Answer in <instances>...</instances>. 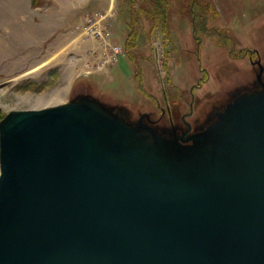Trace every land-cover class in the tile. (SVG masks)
I'll list each match as a JSON object with an SVG mask.
<instances>
[{
  "label": "water",
  "instance_id": "1",
  "mask_svg": "<svg viewBox=\"0 0 264 264\" xmlns=\"http://www.w3.org/2000/svg\"><path fill=\"white\" fill-rule=\"evenodd\" d=\"M257 63L261 87L190 134L189 122L171 134L91 96L7 112L0 264H264Z\"/></svg>",
  "mask_w": 264,
  "mask_h": 264
},
{
  "label": "rangeland",
  "instance_id": "2",
  "mask_svg": "<svg viewBox=\"0 0 264 264\" xmlns=\"http://www.w3.org/2000/svg\"><path fill=\"white\" fill-rule=\"evenodd\" d=\"M258 58L264 0H0V120L91 96L195 131L256 86Z\"/></svg>",
  "mask_w": 264,
  "mask_h": 264
},
{
  "label": "flooded vegetation",
  "instance_id": "3",
  "mask_svg": "<svg viewBox=\"0 0 264 264\" xmlns=\"http://www.w3.org/2000/svg\"><path fill=\"white\" fill-rule=\"evenodd\" d=\"M258 60H260V58H258L257 60L253 61V60H250L251 64L252 65H256L257 66V71H256V86H253L251 88H247V89H242L241 91H239V93L243 92V91H250V90H254V89H259L261 87V83L258 81L257 79V74H258V71H259V65H258ZM260 63H261V60H260ZM262 65V73H261V80L264 82V66L263 64L261 63ZM236 95H233L232 97H230L227 102L223 105V107L220 109L222 110L224 108V106L229 103L230 101H232L234 98H235ZM220 110H217V111H220ZM216 110L214 112H212V116L213 118H215V113L217 112ZM184 117V118H183ZM149 119H147V117L145 116L144 117V121H146L147 123H149L151 126L153 127H156L157 124H158V119H151L149 116H148ZM185 115L181 117V124H178V125H175L173 123H171L169 125V128H165L161 131H164V132H169L171 134L175 133L176 135H182L183 131L186 129V125H185ZM172 122V121H171ZM187 122V121H186ZM211 122V121H210ZM209 122V123H210ZM209 123H206L204 126L200 127L199 129L195 130V131H192V126L190 124V130L187 134H190V133H193V132H196V131H200L202 130L203 128H205ZM158 128V127H156ZM160 130V129H159ZM186 134V135H187Z\"/></svg>",
  "mask_w": 264,
  "mask_h": 264
},
{
  "label": "trees",
  "instance_id": "4",
  "mask_svg": "<svg viewBox=\"0 0 264 264\" xmlns=\"http://www.w3.org/2000/svg\"><path fill=\"white\" fill-rule=\"evenodd\" d=\"M154 1H155V0H152V2H154ZM192 8H193V11H194V9H196V8H194V7H192ZM155 9H156V11L159 13V8H158V7H157V8L155 7ZM194 17H195V15H194ZM132 21H133V20H131L130 23H133Z\"/></svg>",
  "mask_w": 264,
  "mask_h": 264
}]
</instances>
